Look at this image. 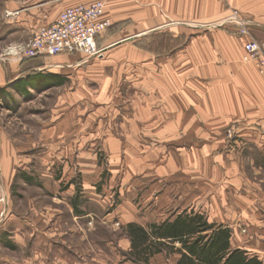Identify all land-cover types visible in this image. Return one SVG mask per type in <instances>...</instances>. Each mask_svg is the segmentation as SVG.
<instances>
[{"label": "rangeland", "instance_id": "1", "mask_svg": "<svg viewBox=\"0 0 264 264\" xmlns=\"http://www.w3.org/2000/svg\"><path fill=\"white\" fill-rule=\"evenodd\" d=\"M20 1L0 0V51L22 40L23 32L12 30L16 19L4 17L6 5ZM102 1L109 13L129 11L113 21L109 15L97 41L102 56L68 52L0 63L12 69L0 89V264H124L123 221L132 215L160 222L203 214L255 247L257 236L248 233L264 217V131L208 114L217 84L187 71L207 61L190 53H208L215 22L172 18L192 0H165L170 17L162 0ZM238 21L248 20L230 8L218 28L247 34L249 22ZM240 60L258 72L243 49ZM161 69H185L178 86L184 95L175 94L181 104L168 97ZM44 73L61 75V83L37 88ZM180 109V121L172 122Z\"/></svg>", "mask_w": 264, "mask_h": 264}, {"label": "crops", "instance_id": "2", "mask_svg": "<svg viewBox=\"0 0 264 264\" xmlns=\"http://www.w3.org/2000/svg\"><path fill=\"white\" fill-rule=\"evenodd\" d=\"M94 1L97 0H39L36 6H31L23 0V3H17L16 7H9L6 5L4 17L11 22H14V19H16V25H13L12 30L14 32L16 30H21L23 33L19 36V39L23 41L20 40L15 42H25L34 34L38 27L53 22L64 8L76 4H90ZM164 1L165 0H162V11L170 17L168 4L165 5ZM16 2L22 1L16 0ZM190 6L191 5H187L182 9H177L178 12L171 15L172 18L179 19L186 18V16H194V18L198 17L197 19L200 21H208L209 23L215 22V25H213L215 29H211L207 35L209 42L208 53L206 55L190 53L191 58L198 56L196 58L204 59L203 57H207V61L199 62L198 69H187L189 74L194 76V80L199 82L209 80L211 88L214 84H217L215 88H212L214 91L208 94V98H210L211 102L209 101L210 103H208L209 108L207 113H214L220 121L242 123V127L249 129L251 132H261L257 127V123L264 118V78L258 74L257 70L251 64L242 62L240 56L242 55L243 42H245V40L250 38L264 40V0H192V6ZM230 8H236L240 12L241 17L248 20L244 21L249 22L247 34L238 36L236 30L233 29L234 26L218 28L220 23L217 22L229 13ZM46 10H49V13H45ZM28 11H32L33 14L26 13ZM7 12H11L12 14L7 15ZM123 12L124 11H118V15H115V13L113 14V12L109 13V8H106L104 4L103 17L109 20V15L122 16L124 14ZM33 15L37 16L38 21L34 19ZM128 15L129 11H127L123 17H127ZM113 16L111 17L112 21L114 18H117ZM227 24L232 25L229 23ZM3 30L7 32L9 29L6 26ZM100 36L97 38L98 42L101 38ZM200 38H198L197 41L206 40V35ZM62 58H64V56H62ZM43 69H48V67L44 66ZM161 70L165 77L163 86L166 88L168 97L170 99L172 98L174 101L176 93L177 95H179V93L181 96L184 95L183 89L185 88L182 86L179 88L178 86L179 81L182 83L181 85L184 84L185 69ZM9 71H12V69H0V89L6 83L5 77ZM44 74V82L41 85H36L37 88L49 87L51 83H53L52 80L56 79V76L61 77V75L55 73ZM47 81L50 82V84H45ZM175 85L177 86L176 89ZM146 86H148L147 82ZM220 87L224 89L222 91L223 94L217 90L221 89ZM150 88L153 89L152 83ZM176 100L181 104V101H179L177 97ZM180 104H175L177 109L181 108V106L182 109L184 108V105ZM176 113L179 115H176L172 122L180 121V115L183 114L184 111L180 109L177 110ZM261 135L258 150L264 152V134ZM262 198H264V196H262ZM243 214H246V217L250 216L248 211H244ZM152 221L154 220L146 222L145 220H138L137 216L132 215L124 219L123 225L125 226L129 222H136L142 226H146L147 223ZM241 224H244V221H241ZM245 228L247 229L246 226ZM252 231L255 233L248 234H255L257 236L255 247L240 243L237 240V235L236 237H231L230 245L232 247H230L241 248L250 252L253 251L252 253L264 264V217L262 221H259V225L256 226L255 229H252ZM159 256L164 261L167 260L169 264H174L176 261L172 262V259L166 258L162 253H158L149 259V264L151 260L157 261V264H162L161 260L158 258ZM122 263L133 264L130 260L125 259ZM151 264H154V262Z\"/></svg>", "mask_w": 264, "mask_h": 264}, {"label": "trees", "instance_id": "3", "mask_svg": "<svg viewBox=\"0 0 264 264\" xmlns=\"http://www.w3.org/2000/svg\"><path fill=\"white\" fill-rule=\"evenodd\" d=\"M58 78L56 76L51 85L61 83ZM122 229L129 241V248L123 255L137 264H149V259L158 253L166 257L176 254L174 264H262L257 256L231 248V230L216 226L203 214L181 212L173 219L146 226L129 222Z\"/></svg>", "mask_w": 264, "mask_h": 264}, {"label": "built area", "instance_id": "4", "mask_svg": "<svg viewBox=\"0 0 264 264\" xmlns=\"http://www.w3.org/2000/svg\"><path fill=\"white\" fill-rule=\"evenodd\" d=\"M103 11L102 0L64 8L53 22L38 27L27 41L7 44L0 51V63L68 52H81L96 58L102 56L105 48L98 47L97 38L111 25L110 20L103 17ZM233 20L236 21L235 15L226 22L233 23ZM238 23L242 26L246 24ZM243 58L255 61L258 72L264 78V40H246L243 43ZM257 127L264 131V118L258 121Z\"/></svg>", "mask_w": 264, "mask_h": 264}]
</instances>
